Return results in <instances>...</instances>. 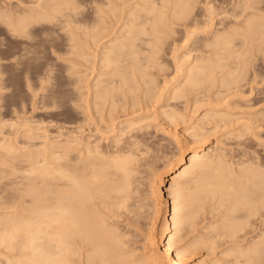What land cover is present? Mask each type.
I'll return each instance as SVG.
<instances>
[{
	"label": "bare ground",
	"instance_id": "bare-ground-1",
	"mask_svg": "<svg viewBox=\"0 0 264 264\" xmlns=\"http://www.w3.org/2000/svg\"><path fill=\"white\" fill-rule=\"evenodd\" d=\"M163 1L167 7L161 5L160 8H167V11L156 10L151 2L148 5L137 3V7L128 11L129 20L124 23L127 29L119 35L114 33L107 39L108 42L101 44L102 56L91 71L92 79L85 85L83 104L76 105L82 109L85 107L86 111L93 108L99 115L98 122L107 119L113 127L123 120H117L120 111L128 115L155 108V103L162 97L154 92V77L158 71L151 72L146 68L162 69L158 55L167 33L173 29V23L181 21L187 26L202 24L203 31L207 33L210 32L214 14L229 12L231 15L227 17L237 18L248 7L258 9L252 5L256 0H218L219 3L216 0ZM194 7L196 12L192 13ZM141 10L151 14V17L141 19ZM95 12L100 13L102 9L96 7ZM252 15L254 13L248 12V18L243 21L230 20L228 26H239L246 21L250 24ZM101 19L98 17L99 21ZM255 24L261 25L260 22ZM196 29L188 30L189 35ZM111 30V27H98L97 31H92L90 46ZM143 35H149V38L144 39ZM227 36V31H216L211 36L205 34L197 38L194 44L202 41L201 50L206 52L210 46L225 43ZM137 40H143L149 48H143ZM143 50L147 54L139 56ZM204 59L201 54L189 63L188 59H181L178 69L182 71L183 84L173 89L164 86L162 92L168 90V98L180 99L202 83H211L215 66L201 62ZM134 78L140 86L142 83L146 85L143 94H139L137 100L132 96L117 108L121 89H135ZM224 82L232 88L237 80L222 78L221 83ZM78 96L73 97L76 104ZM208 97L213 100L211 106L221 99L220 95L214 94ZM224 109L219 107L214 113L204 114V121L188 128L186 135L174 132L172 138L176 141H168L182 147L178 158L167 169L170 180L168 198L172 199L170 217L166 215L167 200L158 201L162 193L160 188L149 204L141 202L142 199L140 201L137 197L140 195L136 193L137 187L134 189L140 173L137 171L134 175L137 164H140L138 159L145 156V160L148 159L145 165L148 161L151 165L154 157L157 161L156 154L163 152L167 143L165 139L153 141L148 136L149 142L147 135L134 134L121 146L112 144L110 148H99L98 145L88 144L83 150L76 147L70 149L72 145L69 143L63 145L58 142L50 147V160L45 154L48 148L33 149L31 156L21 155L25 163L18 164L12 176L0 183V208L5 209L4 214L0 211V244L4 249V256L0 259H4L3 264H183L191 245L185 244L182 239L191 229L192 216L211 200H214V209L222 212V221L210 224V230L226 236L233 244L231 246L236 245L234 251L243 241L247 249L242 248L241 251L238 248L239 255L248 256V264H256L253 263L255 258H262L264 254V228L257 234L254 232L253 237L247 235L256 227L264 226V172L256 165L251 166L252 163L244 165V160H240L242 156L233 167L223 147L216 142L208 143L209 136L222 127L221 122L227 124L230 119ZM164 113L167 120L164 124L173 128L182 118L177 110ZM180 137L188 139L187 147L177 143ZM2 147L7 148L8 145ZM187 148L191 149L185 153ZM150 150L151 159L148 158ZM244 151L240 155H245ZM143 158L141 164H144ZM141 164L139 166H145ZM167 165V162L157 165L160 166L159 172L149 170L154 176L153 182L165 174L164 167ZM139 166L137 168L141 169ZM146 169L148 171L149 168ZM159 220L160 228L155 232ZM248 254H255V258ZM260 258L258 261L262 264L264 259ZM237 260L238 264L240 260ZM242 262L244 264L245 260Z\"/></svg>",
	"mask_w": 264,
	"mask_h": 264
},
{
	"label": "rangeland",
	"instance_id": "rangeland-1",
	"mask_svg": "<svg viewBox=\"0 0 264 264\" xmlns=\"http://www.w3.org/2000/svg\"><path fill=\"white\" fill-rule=\"evenodd\" d=\"M150 2L156 10L167 11V8H160L161 5H165L163 0H2L0 2V183L12 176L11 173L16 170V166L25 163L20 156L33 155V149L48 148L45 154L50 160V147L58 142L63 145L69 143L70 146L72 145L70 149L76 147L83 150L88 144L98 145L99 148H110L112 144L121 146L127 143L134 134L147 135L146 137L149 136L153 141L161 138L167 143L164 142L166 145L161 148L163 152L157 153L158 156L155 151L157 159L159 158L157 161L155 154L152 155L153 165L152 163L150 165L149 161L148 165H145L148 159L145 160L144 155V158L140 157L145 160L144 164L138 159L140 164L146 167L137 164L141 169L136 166L134 175H137V171L140 173L137 175L139 181L135 182L134 189L136 190L137 187L136 193L139 192L140 195L137 197L140 201L142 199L141 202L146 204V201L149 204L150 200L155 199V193L160 188L162 193L158 201L167 200L166 215L170 217L172 199L168 198L170 180L167 178L169 175L167 169L178 158L182 147L169 144L168 141H176L172 138L174 132L181 136L186 135L188 128L204 121V114L214 113L219 107L225 108L224 111L229 113L230 119L227 124L221 122L222 127L209 136L208 143L216 142L223 147L228 152L227 160L230 165L233 164V167L240 162L238 159L242 156L240 160H244V165L252 163L251 166L256 165L255 167L264 172V0H256L252 5L258 9L248 7L237 18L227 17L231 15L229 12L212 15L210 32L207 33L203 31L202 24L187 26L181 21L173 23L171 25L173 29L167 33L158 55L162 69L146 68L147 71H158L154 77L156 86L154 92L156 96L161 94L162 97L155 103V108L128 115H123L120 111L117 120H123L112 127L107 119L98 122L99 115L93 108L91 111H86L85 107L82 109L76 106L83 104L82 99L85 98L82 95L85 93V85L92 79L91 71L102 56L100 46L114 33L119 35L127 29L124 23L129 20L130 9L137 7V3L148 5ZM215 2L219 3L218 0ZM96 7H100L102 12H95ZM196 7L192 13L196 12ZM248 12L254 13L251 16L252 23L246 21L239 26H228L230 20H246ZM141 15V19L151 17V14L145 13L144 10H141ZM98 17L102 18L101 21ZM255 22H260L261 25L257 26ZM98 27H111L112 30L107 36L97 38L91 47L90 34L92 31H97ZM196 27V31L189 35L188 30ZM216 31H227L225 43L210 46L206 52L201 50L202 41L194 44L197 38L205 34L211 36ZM143 38H149V35H143ZM136 42L141 43L143 48H149L143 40ZM146 54L147 51H144L139 56L144 57ZM200 54L202 58L205 57L201 62L205 61L204 63L215 66L213 81L202 83L184 98H168V90L162 92L164 86L173 89L183 84V74L178 69L179 61L186 58L189 63ZM77 77L79 79L74 83ZM222 78L236 79L237 82L229 88L226 82L221 83ZM133 82L135 89L132 91L127 87L121 89L123 91L118 94L120 100L116 102L117 108L123 106L132 96L137 100V96L143 94L146 85L142 83L140 86L135 78ZM213 94L220 95L221 99L216 100V105L211 106L213 100L208 96ZM75 95H79L78 104L73 100ZM171 110H177L182 115V118L177 120L175 128L164 124L167 121L164 112ZM133 121L135 123L129 125ZM150 138H148L149 142H151ZM180 138L177 143L180 142L187 147L188 139L186 141L183 137ZM2 145L8 147L3 148ZM190 149L187 148L185 153ZM245 149L247 150L244 151ZM243 151L246 154L240 155ZM149 153L148 158L151 159V150ZM259 159L263 163H260ZM155 161L160 166L163 162L168 163L164 167L165 174L163 173L157 182H153L152 173L159 172L160 166H155ZM146 168H149L148 171ZM213 203L214 200H211L203 204L201 210L192 216L191 229L182 239L185 244L191 245L184 256L183 264L201 262L237 264V258L240 260V262L237 260L238 264H243L241 261L244 260V264H248V261L246 262L248 256L245 258L243 254V258L238 250V248L241 251L242 248L247 249L243 241V247L238 245L234 251L233 247L236 245L231 246L232 243H229L226 236L216 233L219 237L210 230V224L216 225L222 221V212L220 209L215 210ZM4 210L0 208V211ZM160 215L159 211V218ZM160 221L156 224L155 232L160 228ZM256 228L252 233L246 234L247 237L250 235L253 237L255 233L263 230L264 226ZM231 252L238 257L234 258ZM3 254L4 249L0 244V258L4 256ZM263 255L258 259L255 258V254L252 255L254 261L257 260L253 263L257 264L259 258L264 259ZM3 260L0 259V264H3Z\"/></svg>",
	"mask_w": 264,
	"mask_h": 264
}]
</instances>
